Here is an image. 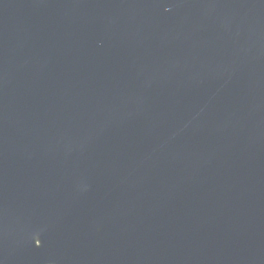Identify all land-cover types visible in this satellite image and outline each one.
Masks as SVG:
<instances>
[{
    "label": "water",
    "instance_id": "1",
    "mask_svg": "<svg viewBox=\"0 0 264 264\" xmlns=\"http://www.w3.org/2000/svg\"><path fill=\"white\" fill-rule=\"evenodd\" d=\"M0 264H264V0H0Z\"/></svg>",
    "mask_w": 264,
    "mask_h": 264
}]
</instances>
